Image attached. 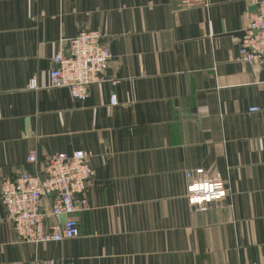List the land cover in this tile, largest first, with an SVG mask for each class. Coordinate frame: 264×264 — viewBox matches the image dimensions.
<instances>
[{
    "label": "crops",
    "instance_id": "obj_1",
    "mask_svg": "<svg viewBox=\"0 0 264 264\" xmlns=\"http://www.w3.org/2000/svg\"><path fill=\"white\" fill-rule=\"evenodd\" d=\"M253 11L245 0H0V184L54 152L85 150L94 174L69 240H19L0 203V264H264V70L239 58ZM82 30L102 31L112 59L78 102L48 73ZM197 169L229 195L188 204Z\"/></svg>",
    "mask_w": 264,
    "mask_h": 264
},
{
    "label": "built area",
    "instance_id": "obj_2",
    "mask_svg": "<svg viewBox=\"0 0 264 264\" xmlns=\"http://www.w3.org/2000/svg\"><path fill=\"white\" fill-rule=\"evenodd\" d=\"M174 1L180 8L208 5V0ZM245 2L255 10L243 30L239 58L264 70V0ZM104 36L100 30H82L75 37L62 39L52 56L54 66L48 73L49 88L67 87L75 101L85 100L89 87L102 79L112 59L109 47L102 42ZM38 87L33 77L28 88ZM115 102L113 95L111 103ZM249 111L256 112L259 108L252 107ZM43 159V167L35 174L22 171L15 179L5 177L0 184V203L7 220L19 240L34 245L79 235V222L74 213L87 208L85 187L94 175L85 150L54 152ZM26 160L34 166L41 161L36 149L29 151ZM185 175L188 180L185 198L194 208L204 209L229 195L227 182L219 175L209 177L199 169L186 171ZM60 216L65 219L59 221ZM46 264H55V261L48 260Z\"/></svg>",
    "mask_w": 264,
    "mask_h": 264
},
{
    "label": "water",
    "instance_id": "obj_3",
    "mask_svg": "<svg viewBox=\"0 0 264 264\" xmlns=\"http://www.w3.org/2000/svg\"><path fill=\"white\" fill-rule=\"evenodd\" d=\"M252 9L255 10L254 7H252ZM239 34L241 35V34H243V32H241ZM60 219H61V221H63L65 219V217L64 216H60Z\"/></svg>",
    "mask_w": 264,
    "mask_h": 264
}]
</instances>
